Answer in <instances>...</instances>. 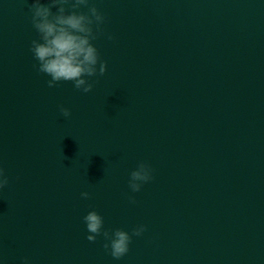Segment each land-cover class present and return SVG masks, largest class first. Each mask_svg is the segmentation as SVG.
I'll list each match as a JSON object with an SVG mask.
<instances>
[{"label": "water", "instance_id": "95a60500", "mask_svg": "<svg viewBox=\"0 0 264 264\" xmlns=\"http://www.w3.org/2000/svg\"><path fill=\"white\" fill-rule=\"evenodd\" d=\"M31 3L0 0V264H264V0H90V93L38 72ZM92 210L146 231L116 260Z\"/></svg>", "mask_w": 264, "mask_h": 264}, {"label": "clouds", "instance_id": "9594fccd", "mask_svg": "<svg viewBox=\"0 0 264 264\" xmlns=\"http://www.w3.org/2000/svg\"><path fill=\"white\" fill-rule=\"evenodd\" d=\"M81 8H87V12L79 11ZM30 11L32 26L39 37L32 40L30 51L38 62V72L50 77L48 87H55L60 81H70L75 89L90 93L93 83L87 78L103 76L107 71V62L100 60L98 49L93 44L99 35L105 34L102 28L105 16L90 5V0H49L48 3L32 0ZM107 38L113 39L110 34ZM59 112L65 119L72 115L63 106ZM152 173L153 169L148 163L140 162L130 173V190L133 193L141 191L142 186L153 179ZM8 184L9 177L0 167V190ZM80 195L83 199L90 197L87 191ZM129 201L136 203L133 197H129ZM83 220L89 233L86 239L94 243L102 235L106 241L104 248L116 260L128 253L132 236L139 237L146 231L144 225L134 228L131 235L120 228L105 229L104 218L95 210L89 211ZM23 264H30L28 258H24Z\"/></svg>", "mask_w": 264, "mask_h": 264}]
</instances>
